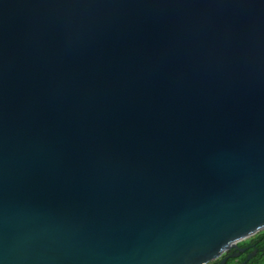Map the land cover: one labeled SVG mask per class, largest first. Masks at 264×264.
<instances>
[{"label": "water", "instance_id": "1", "mask_svg": "<svg viewBox=\"0 0 264 264\" xmlns=\"http://www.w3.org/2000/svg\"><path fill=\"white\" fill-rule=\"evenodd\" d=\"M261 230L264 0H0V264H206Z\"/></svg>", "mask_w": 264, "mask_h": 264}, {"label": "trees", "instance_id": "2", "mask_svg": "<svg viewBox=\"0 0 264 264\" xmlns=\"http://www.w3.org/2000/svg\"><path fill=\"white\" fill-rule=\"evenodd\" d=\"M239 245L249 246L251 250L258 248V252L244 264H264V230L259 231L254 236L248 239L240 241ZM224 256L225 255H221L218 258L211 260L206 264H217L221 261L222 258H224ZM246 258H247V253H243L240 257L230 256L226 264H239L243 262Z\"/></svg>", "mask_w": 264, "mask_h": 264}, {"label": "flooded vegetation", "instance_id": "3", "mask_svg": "<svg viewBox=\"0 0 264 264\" xmlns=\"http://www.w3.org/2000/svg\"><path fill=\"white\" fill-rule=\"evenodd\" d=\"M245 240V239H244ZM240 246V245H239ZM240 247H247V249L245 250V251H243L240 255H238V256H236V257H240L243 253H247V256H248V254L252 251L251 249H250V247L249 246H240ZM254 250V249H253ZM230 251H233V252H230ZM238 251V249H236V248H232L231 250H229V251H226V252H224L222 255H225V256H229L230 257V255L232 254V253H235V252H237ZM230 252V253H229ZM224 256V257H225Z\"/></svg>", "mask_w": 264, "mask_h": 264}, {"label": "rangeland", "instance_id": "4", "mask_svg": "<svg viewBox=\"0 0 264 264\" xmlns=\"http://www.w3.org/2000/svg\"><path fill=\"white\" fill-rule=\"evenodd\" d=\"M252 237V236H251ZM250 238V237H249ZM246 239H248V238H246Z\"/></svg>", "mask_w": 264, "mask_h": 264}]
</instances>
